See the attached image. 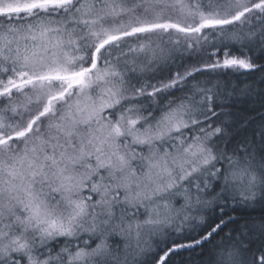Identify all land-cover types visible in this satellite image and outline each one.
I'll return each mask as SVG.
<instances>
[{
	"label": "snow or ice",
	"instance_id": "6c2138e0",
	"mask_svg": "<svg viewBox=\"0 0 264 264\" xmlns=\"http://www.w3.org/2000/svg\"><path fill=\"white\" fill-rule=\"evenodd\" d=\"M257 206L264 0H0V264H264Z\"/></svg>",
	"mask_w": 264,
	"mask_h": 264
},
{
	"label": "trees",
	"instance_id": "16d2710c",
	"mask_svg": "<svg viewBox=\"0 0 264 264\" xmlns=\"http://www.w3.org/2000/svg\"><path fill=\"white\" fill-rule=\"evenodd\" d=\"M248 214H250L253 217H259L262 214H264V209H261L259 206H257L255 211H252L251 209H249Z\"/></svg>",
	"mask_w": 264,
	"mask_h": 264
}]
</instances>
